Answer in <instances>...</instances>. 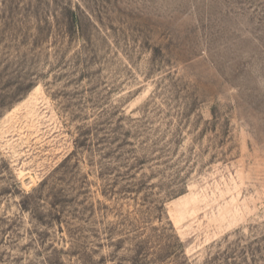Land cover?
Wrapping results in <instances>:
<instances>
[{
    "label": "rangeland",
    "instance_id": "rangeland-1",
    "mask_svg": "<svg viewBox=\"0 0 264 264\" xmlns=\"http://www.w3.org/2000/svg\"><path fill=\"white\" fill-rule=\"evenodd\" d=\"M0 264H264V0H0Z\"/></svg>",
    "mask_w": 264,
    "mask_h": 264
}]
</instances>
